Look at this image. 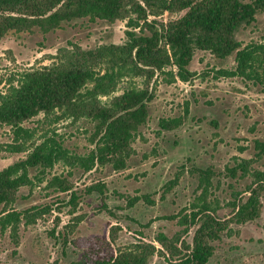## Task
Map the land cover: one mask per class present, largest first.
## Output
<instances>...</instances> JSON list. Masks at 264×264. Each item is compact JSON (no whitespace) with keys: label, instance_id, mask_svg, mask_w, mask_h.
Segmentation results:
<instances>
[{"label":"rangeland","instance_id":"obj_1","mask_svg":"<svg viewBox=\"0 0 264 264\" xmlns=\"http://www.w3.org/2000/svg\"><path fill=\"white\" fill-rule=\"evenodd\" d=\"M184 13H165L157 20L166 23ZM126 31V21L111 24L87 18L65 23L47 34L37 29L10 32L0 41V91L7 89L12 77L52 65L65 49L73 51L78 46L90 50L101 45L123 44ZM236 38L244 46L264 42V14L259 13L255 23L242 27ZM236 65V54L220 59L209 51L197 49L189 66L195 73L190 81L169 84L165 75L157 74L150 84L154 98L149 103V120L132 144L133 153L126 169L116 170L109 164L85 172L63 163L45 174L40 169H32V185L20 189L11 207L17 210L39 207L45 213L35 224L23 221L18 245L10 230L5 233L0 230V264H74L83 258L84 250L75 247L71 240L110 239L115 226L121 229L114 244L116 250L134 247L141 241L160 248L155 242L159 232L172 238L182 231L177 219L166 217L186 208L190 211V205L200 193L199 170L215 173L211 199L219 202V218H230L231 203L237 198L246 200L245 191L253 178H242L241 171L234 178L228 169L237 167L243 159H254L252 167L264 170V156L260 160L256 158V141L264 142V84L221 75V71L234 70ZM128 81L124 80L113 95L122 94ZM134 82L145 86L144 78ZM179 117L185 119L180 128L161 130L162 118ZM43 118L41 115L24 123L35 135L31 143H40L49 133L61 139L74 154L87 155L93 149L90 136L94 123L90 120L66 119L46 125ZM13 137L10 127L0 125V170L26 159L32 151H8ZM183 167H186L185 173L167 192L166 184ZM54 177L67 179L73 185L72 190L63 192L59 185H51ZM98 183L105 184L106 199L99 192L89 193L88 188ZM73 194L76 202L72 201ZM133 198L139 200L131 206ZM262 202L259 219L234 224L232 228L237 233L223 234L221 239L212 242L215 251L209 264H264V198ZM1 210L2 206L0 213ZM151 221L152 225L146 226ZM200 226L199 223L191 227L183 235L188 244L193 245ZM173 261L155 255L150 264H176L177 260Z\"/></svg>","mask_w":264,"mask_h":264},{"label":"trees","instance_id":"obj_2","mask_svg":"<svg viewBox=\"0 0 264 264\" xmlns=\"http://www.w3.org/2000/svg\"><path fill=\"white\" fill-rule=\"evenodd\" d=\"M183 12L180 18L166 23L157 20L165 13ZM259 13L264 14V0H0V41L10 32L37 29L47 34L65 23L87 18L111 24L122 20L127 24L123 44L101 45L90 50L78 46L73 51L65 49L52 65L12 77L7 89L0 91V125L10 127L14 135L7 150L20 153L32 149L26 159L0 170L1 232L10 230L18 245L23 221L35 224L45 213L39 207L26 210L11 207L20 189L32 185V169L45 174L58 163L85 172L109 164L116 170L126 169L133 153L132 144L149 120V103L154 98L150 90L152 79L162 74L169 84L190 81L195 73L189 66L197 49L209 51L220 59L236 54V68L221 71V75L264 84V42L244 46L236 38L242 27L256 22ZM137 78H144V87L134 82ZM126 79L129 83L123 93L113 95ZM41 115L46 125L66 119L90 120L94 123L90 136L93 149L87 155L74 154L61 139L49 133L40 143H31L35 135L24 123ZM184 121L183 117L162 118L160 128L173 131ZM256 149V158L260 160L264 156V142L256 141ZM253 162L254 159H243L237 167L228 169L234 178L238 171L242 178H253L245 191L246 200L237 198L231 203L230 218H219V202L211 199L215 173L199 170L200 193L190 205V211L186 208L166 217L177 219L183 229L172 238L159 232L155 242L160 248L141 241L134 247L116 250L114 244L121 229L115 226L110 239L71 240L75 247L84 250L83 258L74 264H150L155 255L168 262L177 260L176 264H209L215 251L213 241L221 239L223 234L237 233L232 225H243L261 217L264 170L253 168ZM185 170L183 167L166 184L167 192L179 182ZM51 185H59L63 192L73 187L67 179L59 177H54ZM105 189V184L98 183L88 191L99 192L106 199ZM76 199L73 194L72 201ZM138 200L131 199L130 205ZM104 206L107 208L106 203ZM199 223L201 226L190 245L183 235ZM151 225L152 221L146 226Z\"/></svg>","mask_w":264,"mask_h":264}]
</instances>
